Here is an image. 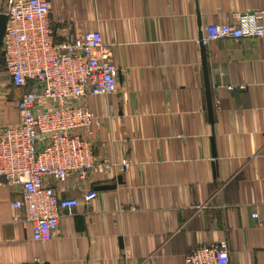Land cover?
<instances>
[{
    "label": "crops",
    "instance_id": "crops-1",
    "mask_svg": "<svg viewBox=\"0 0 264 264\" xmlns=\"http://www.w3.org/2000/svg\"><path fill=\"white\" fill-rule=\"evenodd\" d=\"M45 1L58 42L99 31L110 47L117 90L83 106L103 119L89 137L96 161L131 166L53 183L79 206L43 243L13 207L19 189L0 180V264H186L221 241L230 264H264V38L206 45L213 122L200 47L207 26L264 0ZM21 94L0 68V130L20 123Z\"/></svg>",
    "mask_w": 264,
    "mask_h": 264
},
{
    "label": "built area",
    "instance_id": "built-area-1",
    "mask_svg": "<svg viewBox=\"0 0 264 264\" xmlns=\"http://www.w3.org/2000/svg\"><path fill=\"white\" fill-rule=\"evenodd\" d=\"M8 6L1 59L12 86L22 92L17 101L21 120L0 130V180L19 189L13 207L22 212L34 240L43 243L54 238L62 216L74 215L79 206V199L61 197L53 183L67 186L96 172L117 168L124 173L131 166L129 160L122 165L96 161L89 137L103 119L83 106L87 95L116 92L120 68L112 63L99 31L58 42L47 1L15 0ZM204 33L205 46L226 39H263L264 11L235 13L230 24L214 23ZM97 195L90 189L83 198L90 202ZM186 259V264H230V245H207Z\"/></svg>",
    "mask_w": 264,
    "mask_h": 264
},
{
    "label": "water",
    "instance_id": "water-1",
    "mask_svg": "<svg viewBox=\"0 0 264 264\" xmlns=\"http://www.w3.org/2000/svg\"><path fill=\"white\" fill-rule=\"evenodd\" d=\"M7 25V15H1L0 16V59L3 56L1 53V49L4 42V35H5V29ZM200 47L202 49V65L204 69V81H205V94L207 97V105H208V114L210 115V120L213 122L214 120V113H213V99L211 97V81H209V65L207 63V49L206 46L203 44V33L200 35ZM120 183L122 182L120 178L118 179ZM106 188H116L115 185H107L106 187H103L101 189Z\"/></svg>",
    "mask_w": 264,
    "mask_h": 264
},
{
    "label": "rangeland",
    "instance_id": "rangeland-1",
    "mask_svg": "<svg viewBox=\"0 0 264 264\" xmlns=\"http://www.w3.org/2000/svg\"><path fill=\"white\" fill-rule=\"evenodd\" d=\"M1 63H0V68H1V70H3L5 73H7V75H8V72L7 71H5V69H4V66H3V63H2V59H1V61H0ZM9 76V75H8ZM6 84H8V83H6L5 82V85Z\"/></svg>",
    "mask_w": 264,
    "mask_h": 264
},
{
    "label": "trees",
    "instance_id": "trees-1",
    "mask_svg": "<svg viewBox=\"0 0 264 264\" xmlns=\"http://www.w3.org/2000/svg\"><path fill=\"white\" fill-rule=\"evenodd\" d=\"M0 61H1V59H0ZM1 63V62H0ZM3 63V62H2ZM4 66V65H3Z\"/></svg>",
    "mask_w": 264,
    "mask_h": 264
}]
</instances>
